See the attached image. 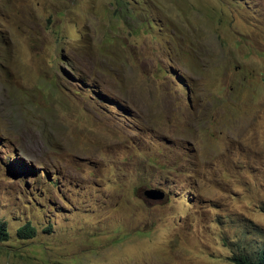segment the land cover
<instances>
[{"label": "rangeland", "instance_id": "1", "mask_svg": "<svg viewBox=\"0 0 264 264\" xmlns=\"http://www.w3.org/2000/svg\"><path fill=\"white\" fill-rule=\"evenodd\" d=\"M0 219V264H233L264 231V0H0Z\"/></svg>", "mask_w": 264, "mask_h": 264}, {"label": "trees", "instance_id": "2", "mask_svg": "<svg viewBox=\"0 0 264 264\" xmlns=\"http://www.w3.org/2000/svg\"><path fill=\"white\" fill-rule=\"evenodd\" d=\"M35 227L29 222L17 229V234L23 238L32 236ZM9 232L6 223L0 219V243L7 240ZM236 253L229 257L233 264H264V231L259 230L256 238L242 240Z\"/></svg>", "mask_w": 264, "mask_h": 264}]
</instances>
